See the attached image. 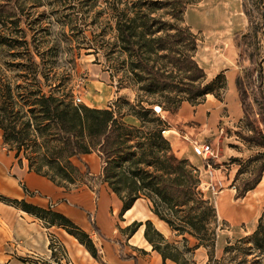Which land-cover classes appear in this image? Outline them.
<instances>
[{"label": "trees", "instance_id": "1", "mask_svg": "<svg viewBox=\"0 0 264 264\" xmlns=\"http://www.w3.org/2000/svg\"><path fill=\"white\" fill-rule=\"evenodd\" d=\"M20 1L0 0V44L13 40L24 48L20 53L23 54L21 58H27L29 63H22V67L28 70L31 78L26 77L23 84L0 79V132L3 144L14 151L19 163L22 159L27 161L29 171L48 178L66 190L88 184L92 176L80 156L97 153L101 160V172L96 178L98 185L106 183L121 200L120 215L138 199H147L152 213L178 236H183V241L186 242V234L197 240L192 249L201 246L207 249V264H222L225 257L218 261L213 258L217 237L211 224L216 219L215 208L197 190L199 178L196 168L187 159L178 158L173 153L163 135L166 122L156 117L154 111L140 106L133 109L132 115L139 122V126H135L125 122L123 115L114 109L73 104L69 92L56 93L53 89L45 92L39 79L40 75L47 79L42 62L37 63L34 52L27 48V42L23 40L27 32L21 27L20 13L24 9ZM189 2L126 0L123 8L114 9L118 48L127 54V69L135 77V82L150 95L174 89L184 93L186 100L194 102L210 93V83L202 85L204 71L196 61L188 54L174 53L177 42L182 43L193 36L186 28L176 29L175 33L169 34V30L176 27L163 21L161 15L153 16L161 9L170 8L168 12L181 22L184 7ZM259 10L260 22L255 24L252 12L242 3V12L247 17L249 27L246 33L237 34L236 46L241 51L243 61H248L249 65L242 75H236L235 87L251 132V135L243 138L264 148V96L262 92L254 91L257 87L261 88L258 74L264 58V46L261 48L258 40L260 33L264 35V10ZM16 35L20 36L14 37ZM152 55L166 60L171 68L150 63L148 59ZM44 58L41 55V59ZM171 69L189 73L187 82L181 79L176 83ZM255 82H258L257 86ZM252 117H258L262 130L255 126ZM72 158L80 160L84 170L74 164ZM253 160L261 162L260 167L252 179L243 180L241 187H235L236 198H242L261 180L264 152H258ZM240 173L241 168L236 180ZM0 202L36 216L46 227L63 228L93 258L98 259L90 235L65 215L1 194ZM142 224L145 240L164 262L168 259L176 264H188L183 252L171 245L149 220L144 223L134 221L121 231L130 237ZM241 240L264 253V212L258 218L252 234ZM54 247L55 243L51 242L49 248L53 250ZM235 249L237 246L227 245L224 253L227 255ZM250 251V248L245 249L247 253Z\"/></svg>", "mask_w": 264, "mask_h": 264}, {"label": "rangeland", "instance_id": "2", "mask_svg": "<svg viewBox=\"0 0 264 264\" xmlns=\"http://www.w3.org/2000/svg\"><path fill=\"white\" fill-rule=\"evenodd\" d=\"M183 1L190 2L184 7L181 22L168 12L170 8L161 9L153 16L161 15L163 21L176 27L169 30V34L175 33L176 29L186 28L193 36L182 43L177 42L174 53L190 55L204 71L202 85L210 83V93L194 102L186 100L184 93L174 89L150 95L135 82V77L127 69V54L118 48L115 30L114 9L123 8L126 0H21L24 9L20 13L21 27L27 32L23 40L27 42V48L34 52L37 63L42 62L47 79L42 75L39 79L45 92L51 89L56 93L69 92L73 104L75 97H80L83 101L81 104L87 107L114 109L126 117L128 124L135 126H139V122L132 115L133 109L141 106L153 111V107L161 106L164 113L155 116L166 122L163 135L169 141L173 153L176 151L178 156H187L189 162L199 166H194L197 172L200 169V177L197 174L199 184L200 179L202 180V187L199 188L198 185L197 190L215 208L216 219L211 224L217 237L213 251L214 260L225 257L222 264H264L263 251L252 248L251 243H243L241 240L252 234L258 219L254 217L247 223L237 225L228 220L223 221L218 217L216 203L220 190L224 194L235 196V187H241L243 180L253 178L261 163L254 161L253 157L258 152H264V148L243 138L251 135V132L244 114L240 111L241 103L234 85L235 76L242 75L244 68L249 65L248 61H243L241 51L236 46L238 35L246 33L249 27L247 17L242 12V3L247 5L252 12L253 22L258 24L259 9L264 10V0ZM17 36L20 35L14 37ZM258 40L259 46L263 48L262 33ZM23 49L13 40L0 44V79L23 84L26 77L31 78L28 70L22 67V63H29L27 58H21ZM41 55L45 56L44 60ZM148 61L155 63L157 67L167 65L171 68L166 60L158 56L152 55ZM261 65L262 69L258 74L261 88L257 87L254 91H260L264 96V58ZM171 70L176 83L181 79L187 82L189 73ZM251 120L255 121L256 127L263 129L258 117H252ZM204 142L212 147V155L205 160L194 148L195 143ZM13 156L14 151L3 144L0 132V174H11V169H6L5 163ZM206 163H210L214 169L211 178L204 172L203 165ZM240 168L241 173L236 180ZM94 179L92 176L87 185H81L77 189L87 191L88 187L94 188ZM209 182L215 186V194L206 191V184ZM0 194L9 197L2 191ZM259 208L257 215L260 217L264 212V205ZM132 213L136 218L133 221L144 223L149 220L155 227L154 223L158 218L152 213L147 199L138 200ZM91 215L88 221L95 230L96 219ZM115 219L117 232L123 239L126 235L119 226L125 225L124 222L128 223L127 216L118 213ZM141 226L144 228L143 224ZM161 233L171 245L183 252L188 264H207V249L202 246L200 249H192L197 244L195 238L186 234L185 242L183 236H178L169 227ZM51 242L55 243L57 253L64 256L63 251L58 248L54 234L49 235V244ZM227 245H235L237 249L225 255L224 249ZM247 248L252 251L245 252ZM27 254L38 257L29 252Z\"/></svg>", "mask_w": 264, "mask_h": 264}, {"label": "crops", "instance_id": "3", "mask_svg": "<svg viewBox=\"0 0 264 264\" xmlns=\"http://www.w3.org/2000/svg\"><path fill=\"white\" fill-rule=\"evenodd\" d=\"M240 111L243 113L241 105ZM124 121L128 123L126 117ZM174 154L178 158L182 156L189 159L187 156H178L176 151ZM71 160L82 170L84 166L81 161L87 164L90 176L96 181L94 188L88 187L87 191L77 188L66 190L48 178L29 171L25 159L19 163V159L13 156L5 163L6 169H11V174H0V186L3 188L0 191L11 198L23 199L32 205L50 208L68 217L90 235L97 249L98 259L93 258L76 238L62 228L46 227L36 216L0 202V264H176L168 259L164 262L161 255L152 250L143 236V226L130 237L125 236L122 239L118 234L115 217L121 211L122 202L106 183L98 185L96 178L101 172V160L97 153L83 154L80 156L81 161L77 158ZM232 196L222 191L216 196L217 214L220 219L235 225L247 223L254 217L258 219L257 211L264 205V175L256 187L246 192L242 198ZM240 199L242 200L239 203ZM133 206L123 214L127 216L128 223L120 225L121 230L136 219L132 213ZM91 214L96 219V233L88 221ZM154 225L160 232L168 229L159 219ZM50 234H54L58 248L63 251L64 256L57 253V249L53 252L50 250ZM27 252L38 255L39 258L26 255ZM41 256L43 259H40Z\"/></svg>", "mask_w": 264, "mask_h": 264}, {"label": "built area", "instance_id": "4", "mask_svg": "<svg viewBox=\"0 0 264 264\" xmlns=\"http://www.w3.org/2000/svg\"><path fill=\"white\" fill-rule=\"evenodd\" d=\"M83 101L80 97H75L74 99V104H81ZM153 111L156 115H162L164 113V111L162 110L161 106H156L153 107ZM196 152L198 154H200L203 158V160H205L207 158V156H211L212 155V147L209 143H195L194 146ZM204 168V172L207 173V175L211 178L213 176V171L214 169L212 168L210 163H206L205 165H203ZM198 175L200 177L201 173H200V169H198ZM202 187V180L200 179V184H199V188ZM206 191H212V193L215 194V186L211 184V182L206 184ZM221 192V190H220ZM56 250V247H54L53 250H51L52 252Z\"/></svg>", "mask_w": 264, "mask_h": 264}, {"label": "bare ground", "instance_id": "5", "mask_svg": "<svg viewBox=\"0 0 264 264\" xmlns=\"http://www.w3.org/2000/svg\"><path fill=\"white\" fill-rule=\"evenodd\" d=\"M210 10V9H209ZM224 11V10H223ZM204 13V12H203ZM207 13V12H206ZM217 13V12H216ZM203 15V14H202ZM207 15V14H206ZM204 17V16H203ZM207 22H208V20H207ZM221 22V21H220ZM222 24V23H221ZM225 24V23H224ZM219 30V29H218ZM222 30V29H221ZM214 53H216V52H214ZM219 56V55H218ZM217 59H219V58H217Z\"/></svg>", "mask_w": 264, "mask_h": 264}]
</instances>
